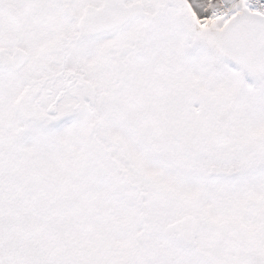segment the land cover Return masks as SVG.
Wrapping results in <instances>:
<instances>
[{
    "label": "snow or ice",
    "instance_id": "snow-or-ice-1",
    "mask_svg": "<svg viewBox=\"0 0 264 264\" xmlns=\"http://www.w3.org/2000/svg\"><path fill=\"white\" fill-rule=\"evenodd\" d=\"M0 264H264V0H0Z\"/></svg>",
    "mask_w": 264,
    "mask_h": 264
}]
</instances>
